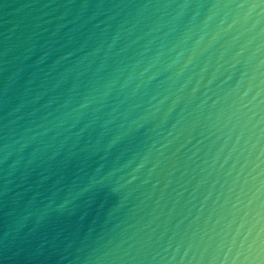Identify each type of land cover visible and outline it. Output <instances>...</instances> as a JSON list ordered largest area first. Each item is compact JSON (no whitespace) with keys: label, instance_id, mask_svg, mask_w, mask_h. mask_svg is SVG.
Wrapping results in <instances>:
<instances>
[{"label":"water","instance_id":"1","mask_svg":"<svg viewBox=\"0 0 264 264\" xmlns=\"http://www.w3.org/2000/svg\"><path fill=\"white\" fill-rule=\"evenodd\" d=\"M0 264H264V0H0Z\"/></svg>","mask_w":264,"mask_h":264}]
</instances>
